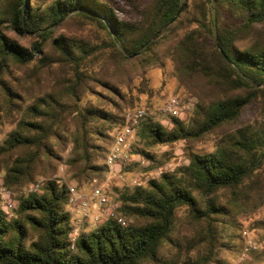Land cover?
Instances as JSON below:
<instances>
[{
    "label": "trees",
    "instance_id": "trees-1",
    "mask_svg": "<svg viewBox=\"0 0 264 264\" xmlns=\"http://www.w3.org/2000/svg\"><path fill=\"white\" fill-rule=\"evenodd\" d=\"M124 1L0 0V110L20 111L17 129L0 144L5 184L32 178L39 154L52 155L50 139L59 137L73 112L74 161L85 174L100 171L111 131L125 119L115 99L123 101L124 94L107 88L97 74L116 63L120 69L128 62L146 67L164 45L172 49L177 68L212 82L224 95L207 106L198 103L191 123L179 116L171 117L170 126L142 121L137 130L145 147L197 140L240 121L254 106L264 113V0H132L130 12L121 7ZM224 12L233 23L224 20ZM66 20L95 26L87 36H67L57 32ZM8 30L31 37V43H19ZM245 37L251 43L238 47ZM31 63L36 76L51 74L55 64L69 74L56 77L43 94L29 96L23 109L5 75L11 66ZM98 82L108 94L96 92ZM94 92L98 103L84 95ZM262 195L264 123L240 131L214 152H189L188 164L175 173L121 193L119 216L133 218L123 226L108 217L72 236L68 188L51 180L20 196L11 216L0 198V264H212L229 221Z\"/></svg>",
    "mask_w": 264,
    "mask_h": 264
},
{
    "label": "rangeland",
    "instance_id": "rangeland-1",
    "mask_svg": "<svg viewBox=\"0 0 264 264\" xmlns=\"http://www.w3.org/2000/svg\"><path fill=\"white\" fill-rule=\"evenodd\" d=\"M131 1H124V5H121L122 8H126L127 12L131 11L129 8ZM222 16L225 21L234 22L229 12H224ZM60 24L57 25V32L67 36H87L95 26V23L81 24L78 22L77 24L72 20H66L63 25ZM7 33L19 43L27 46L32 41L31 37L20 36L11 30ZM250 43V38L245 37L237 42V46L243 48ZM45 51L47 53L52 51L49 44L46 45ZM33 66V63L21 67L11 66V73L5 75V80L16 90L19 98L15 99L23 109L31 103L29 96L43 94L56 77L65 78L69 74L60 65L55 64L51 67V74L36 76ZM97 78L107 82V88L116 87L120 93L124 94L123 101L118 96L115 97L116 101L123 106L124 119L128 113L137 108H144L154 113L170 96H175L180 102L188 104L187 109L183 110L179 117L191 123L198 103L207 106L224 95L222 91L216 90L212 82L201 80L177 68L172 49L168 50L167 45H164L162 54L155 63L142 67L138 65V62L135 65L128 62L122 66V69L118 68V63L111 68L102 66ZM99 84L98 82L95 86L96 92L108 94V91ZM96 92L84 95H87L91 103H98L99 96ZM19 112L15 110L10 113L9 110H0V144L9 132L17 129ZM171 117V115L166 116L167 123L164 121V125L170 126ZM74 118L75 112L69 114L65 119L63 129L59 131V137L55 135L51 137L49 143L52 155L48 158L44 154H39L40 159L34 166L35 173L31 179L21 185H7L4 183L5 170L0 165L1 204L9 216L12 214V209L17 206L20 196L34 191L35 184H38L36 190H42L48 180L57 184H65L67 188L74 187L76 192L86 197L90 202L87 216L72 211L68 204L65 207L71 215L72 233L74 234L72 236H76L82 229L96 227L107 219L105 214L100 212L102 208L91 195L93 181L103 188L115 214L119 215L121 193L131 192L136 187H145L149 180L158 178L162 173H175L181 166L188 164L189 152H214L240 131L257 129L260 123H264V113L261 107L254 106L240 121L223 124L197 140L178 141L153 147H145L136 130L127 139L128 159L114 166H108L106 155L109 154L114 142L116 130L114 129L113 132L111 131L113 137L105 144V156L99 161L102 169L95 173L85 174L81 172L82 165L74 161L72 152L71 134L76 129ZM141 150L152 154L154 159L147 158ZM178 214L183 216L184 208ZM236 214L227 224L224 237L220 239L221 244L224 245L219 249L217 261H213L212 264H264V195L247 202ZM96 217L98 219H95ZM122 217L128 222L133 221V218Z\"/></svg>",
    "mask_w": 264,
    "mask_h": 264
},
{
    "label": "built area",
    "instance_id": "built-area-1",
    "mask_svg": "<svg viewBox=\"0 0 264 264\" xmlns=\"http://www.w3.org/2000/svg\"><path fill=\"white\" fill-rule=\"evenodd\" d=\"M187 105V103L180 102L175 96H170L160 108L154 111V113L144 108H137L131 113H128L125 117L126 121L124 124L116 128L114 132V142L106 157L107 165L114 166L128 159L127 151L129 150V146L127 144V139L134 134L142 121L155 119L160 120L164 124L167 115L180 116L181 112L187 109ZM141 163L143 164L144 162ZM36 189H38V184H35V190ZM68 195V205L71 206V210L87 216L90 207L89 200L76 192L74 187L68 188ZM91 195L96 199L98 206L102 208L100 212L105 214L107 218H115L120 225H125L126 222L123 217L115 214L113 206L105 191L101 186L95 183V181L91 183ZM95 219H98V217ZM72 235L74 234L72 233Z\"/></svg>",
    "mask_w": 264,
    "mask_h": 264
},
{
    "label": "water",
    "instance_id": "water-1",
    "mask_svg": "<svg viewBox=\"0 0 264 264\" xmlns=\"http://www.w3.org/2000/svg\"><path fill=\"white\" fill-rule=\"evenodd\" d=\"M178 13H179V10H178V12L176 13V15L174 16V18L172 19V20H174L175 19V17L178 15ZM171 20V21H172ZM222 54H223V56L225 57V58H227V56L222 52Z\"/></svg>",
    "mask_w": 264,
    "mask_h": 264
}]
</instances>
